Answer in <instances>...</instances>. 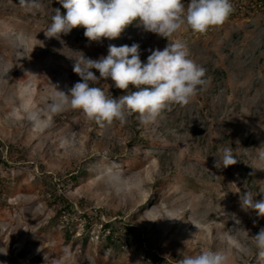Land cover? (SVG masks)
Returning <instances> with one entry per match:
<instances>
[{"label": "rangeland", "instance_id": "obj_1", "mask_svg": "<svg viewBox=\"0 0 264 264\" xmlns=\"http://www.w3.org/2000/svg\"><path fill=\"white\" fill-rule=\"evenodd\" d=\"M234 1L243 8L222 26L171 37L206 69L191 103L170 105L148 126L132 115L101 128L76 110L49 111L56 91L81 79L75 60L138 43L146 62L169 41L135 23L112 40L90 42L82 27L47 38L54 9L66 12L57 0L31 13L0 0V264H176L209 249L230 264H264L243 251L264 217L242 211L238 193L264 199V171L249 175L264 143V10ZM113 85L95 86L111 93ZM225 147L238 162L217 168ZM61 197L73 209L57 216ZM105 222L113 241L101 238Z\"/></svg>", "mask_w": 264, "mask_h": 264}, {"label": "clouds", "instance_id": "obj_2", "mask_svg": "<svg viewBox=\"0 0 264 264\" xmlns=\"http://www.w3.org/2000/svg\"><path fill=\"white\" fill-rule=\"evenodd\" d=\"M66 10L54 9L51 23L44 31L47 38L60 39L73 29L84 28L90 42L119 38L135 23L144 32L166 38L163 50H149L146 62L141 60L140 45L109 44L107 55L98 59L83 55L75 60L73 72L81 79L67 93L57 90L49 105L51 113L66 109L79 111L87 120L101 128L119 122L127 124L135 115L142 125L154 124L170 105L186 106L204 90L208 83L206 69L190 58L183 40H172L181 29L194 34H206L210 28L222 26L234 11L232 0H57ZM26 12L39 10L40 0H19ZM93 70L99 73L95 74ZM111 80L114 87L126 94L113 96L110 91L95 86L101 80ZM131 86V87H130ZM256 167L249 175L264 171V143L258 148ZM238 162L231 147L222 150L217 168H227ZM222 164V167L220 165ZM111 172V170H109ZM113 180L123 183L116 175ZM242 211L264 217V199L256 200L251 191L238 192ZM234 216V215H233ZM235 217V216H234ZM239 223V220L236 221ZM255 223V221H254ZM253 244L244 253L255 251L264 259V227L251 237ZM178 264H230L223 251L203 250L185 255Z\"/></svg>", "mask_w": 264, "mask_h": 264}, {"label": "trees", "instance_id": "obj_3", "mask_svg": "<svg viewBox=\"0 0 264 264\" xmlns=\"http://www.w3.org/2000/svg\"><path fill=\"white\" fill-rule=\"evenodd\" d=\"M233 6H234V11L232 12L231 15L237 14L241 12V9L243 8V6H237L235 1L232 0ZM251 4H253V6H248L249 8H254V9H259L261 8L262 10H264V0H251ZM239 5V4H238ZM111 94L113 96H119V90L117 88H112L111 89ZM143 139V138H142ZM0 164H4V161L2 159V157L0 156ZM82 175H87L88 174V170L87 168L84 170H81ZM62 201L61 207L58 211L57 216L60 215H66L68 214V212H70L73 209V205L70 202H67L63 197L59 198ZM86 214V213H85ZM109 232V235H106L105 232ZM101 238H105L108 239L109 241H113V236L115 233V228L113 227L112 222H105L101 224ZM105 233V234H104ZM105 235V237H104ZM176 259H174V261L176 262V264H178V259L177 257H175ZM170 261L164 257H157V259L154 261V264H169Z\"/></svg>", "mask_w": 264, "mask_h": 264}, {"label": "built area", "instance_id": "obj_4", "mask_svg": "<svg viewBox=\"0 0 264 264\" xmlns=\"http://www.w3.org/2000/svg\"><path fill=\"white\" fill-rule=\"evenodd\" d=\"M4 151V147L0 145V154H2Z\"/></svg>", "mask_w": 264, "mask_h": 264}]
</instances>
